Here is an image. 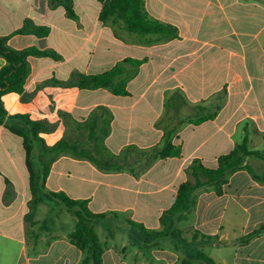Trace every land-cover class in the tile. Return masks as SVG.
I'll list each match as a JSON object with an SVG mask.
<instances>
[{"label": "crops", "instance_id": "1", "mask_svg": "<svg viewBox=\"0 0 264 264\" xmlns=\"http://www.w3.org/2000/svg\"><path fill=\"white\" fill-rule=\"evenodd\" d=\"M102 7L74 0L72 19L50 0H0V38L9 37L15 50L35 47L60 57L30 56L25 93L32 98L23 102L14 92L2 98L9 116L54 125L40 134L48 147L64 140L69 149L50 166L45 191L87 201L93 213L106 215L92 223L103 264H202L196 254L164 244L176 234L231 244L233 257L221 264H264V234L242 241L264 223V161L256 156L246 159L253 173L243 168L221 185L199 188L189 209L163 236L155 234L165 230L161 218L180 185L195 182L194 163L215 169L244 142L264 154V0H144L148 18L174 27L176 36L131 33L119 19L101 20ZM26 21L49 34H16ZM5 65L0 57V69ZM117 65L125 73L115 84L126 94L75 82L77 74ZM166 139L178 157L160 156ZM36 154L48 160L40 147ZM31 200L23 139L2 124L0 264H80L86 254L70 238L73 211L58 200L35 206ZM228 215L246 226L233 241L222 240ZM189 216L192 233L175 227Z\"/></svg>", "mask_w": 264, "mask_h": 264}, {"label": "trees", "instance_id": "2", "mask_svg": "<svg viewBox=\"0 0 264 264\" xmlns=\"http://www.w3.org/2000/svg\"><path fill=\"white\" fill-rule=\"evenodd\" d=\"M74 0H50L54 7L62 6L67 15L76 19L77 15L73 8ZM103 4L100 19L109 21L110 19H119L123 21L127 31L141 35H161L176 36L177 31L174 27L166 25L159 21L148 18L144 0H97ZM32 33L40 37H46L49 34V28L34 26L31 21H26L24 27L16 34ZM9 37L0 38V57L6 61V65L0 69V125L5 126L15 135L23 139V145L26 152V163L30 175V192L32 195L31 206L42 202L44 199L58 200L62 202L69 210L73 211L77 221L73 232L70 234L71 241L82 250L86 256L80 264H103L104 248L97 236L92 223L93 221L104 218L105 214H95L89 207L87 201H76L67 197L63 193H47L46 179L49 168L53 162L69 149H63L66 143L59 141L53 147H48L41 139L40 134L51 132L54 125L42 120H32L29 115L15 114L8 115L3 96L8 93H17L21 95V100L26 102L32 98L26 96L25 85L30 75L31 69L28 58L30 56H52L59 59V55L53 51H41L35 47L23 50H15L8 45ZM133 61H125L130 63ZM125 70L122 65L98 74L83 75L77 74L75 82L82 89H100L112 87L116 94H126L122 83L115 84V80L122 76ZM74 82V81H73ZM206 119V118H204ZM166 146L160 152L162 158L178 157L180 151L172 147L168 139ZM40 147L47 155L37 156L36 149ZM68 148V147H66ZM248 156H256L264 161V154L259 151H250L247 143L238 145L230 153L223 155L218 160V166L215 169H209L196 162L190 167L191 174L195 177V182H186L180 185L176 200L172 207L166 211L161 223L165 226L163 232H156V235L163 236L172 224L174 217L189 209L192 203L193 193L201 187L211 185H221L226 176L240 169L247 168L251 173L252 169L246 164ZM261 234H264V223L242 239L243 242L249 241ZM198 260L202 264H218L202 250L198 251ZM185 264H190L186 262Z\"/></svg>", "mask_w": 264, "mask_h": 264}, {"label": "rangeland", "instance_id": "3", "mask_svg": "<svg viewBox=\"0 0 264 264\" xmlns=\"http://www.w3.org/2000/svg\"><path fill=\"white\" fill-rule=\"evenodd\" d=\"M177 221V220H176ZM194 219L192 217H188L182 222H176L175 227L188 226L191 229L194 226ZM255 223V222H253ZM231 225V226H230ZM260 224L254 225V227H258ZM253 226V225H252ZM224 231L222 232V240H225L227 236L232 237L235 240L238 236L242 234V230L246 227L244 223V219L242 217L231 218L229 215L227 216L225 222L223 223ZM194 228V227H193ZM186 236V234H185ZM216 239L204 240L201 234L198 235V240H188L187 238H183L182 235L176 234L173 239L165 241L164 244L166 246L173 248L180 252L183 255L186 251L190 252L189 254H198L199 250H202L206 255L210 256L217 263L221 264L222 260L228 259L231 260L234 254V249L231 244L224 246H216ZM187 254V253H186Z\"/></svg>", "mask_w": 264, "mask_h": 264}]
</instances>
